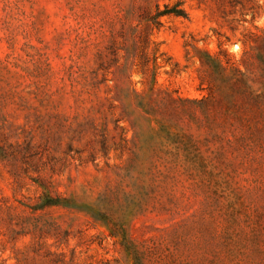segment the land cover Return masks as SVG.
Returning a JSON list of instances; mask_svg holds the SVG:
<instances>
[{
    "label": "rangeland",
    "instance_id": "1",
    "mask_svg": "<svg viewBox=\"0 0 264 264\" xmlns=\"http://www.w3.org/2000/svg\"><path fill=\"white\" fill-rule=\"evenodd\" d=\"M209 90L214 130L171 102ZM171 109L207 171L171 169ZM263 253L264 0H0V264Z\"/></svg>",
    "mask_w": 264,
    "mask_h": 264
},
{
    "label": "trees",
    "instance_id": "2",
    "mask_svg": "<svg viewBox=\"0 0 264 264\" xmlns=\"http://www.w3.org/2000/svg\"><path fill=\"white\" fill-rule=\"evenodd\" d=\"M209 64H211L214 68H218V63L211 59L210 56L206 55L205 58ZM205 62L206 64H208ZM233 72L232 78V87H237V84L245 85L247 82V77L244 73H240L237 68L231 66ZM255 95L253 93L250 95V98ZM256 100V99H253ZM177 101L181 105V111L185 114L191 115L195 122L206 123V127L208 129L214 130V128H222L229 118V111L230 107L228 103L224 102L221 98H216L213 96L212 90H209L208 96L206 98L200 100H182L176 99L171 100V102ZM199 110L200 115L202 117L201 120L199 118L194 117L195 110ZM192 111V112H191ZM170 114L172 115L170 122L172 123H157L158 130L162 133H165L170 138H167L169 141L170 148H167L169 151L168 154H171L175 159L173 163L170 164L171 169L183 168L186 171H190L193 169H199L201 171H207L209 163L206 158V154L208 152V148H203L198 143H195L191 140V137H185L180 132L182 131L181 128L178 126L180 122V115H178L177 110L171 109ZM218 115V116H217ZM217 138L221 139V136H217ZM221 141V140H220ZM224 155L223 146L218 147L216 151V156L222 157ZM182 158L178 161L177 158ZM177 160V161H176ZM141 256L139 260L144 261ZM262 259L264 260V253L262 255Z\"/></svg>",
    "mask_w": 264,
    "mask_h": 264
}]
</instances>
